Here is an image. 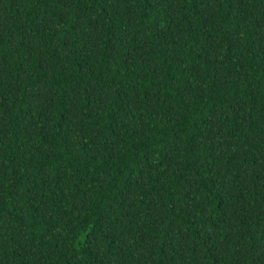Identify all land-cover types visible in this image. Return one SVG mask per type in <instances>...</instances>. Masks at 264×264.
Returning <instances> with one entry per match:
<instances>
[{"label": "trees", "instance_id": "obj_1", "mask_svg": "<svg viewBox=\"0 0 264 264\" xmlns=\"http://www.w3.org/2000/svg\"><path fill=\"white\" fill-rule=\"evenodd\" d=\"M0 264H264V0H0Z\"/></svg>", "mask_w": 264, "mask_h": 264}]
</instances>
